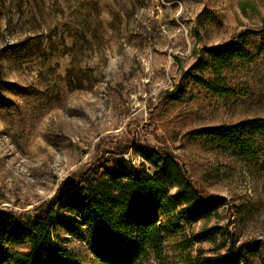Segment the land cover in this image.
Segmentation results:
<instances>
[{
    "label": "rangeland",
    "instance_id": "obj_1",
    "mask_svg": "<svg viewBox=\"0 0 264 264\" xmlns=\"http://www.w3.org/2000/svg\"><path fill=\"white\" fill-rule=\"evenodd\" d=\"M238 1L0 0V80L31 93L18 101L17 112L0 119V209L29 213L59 185L128 143L168 147L196 184L206 167L232 165L184 138L190 130L229 121L217 101L198 90L177 103L163 95L194 62V51L258 27V18L239 12ZM252 1L264 15V0ZM201 12L216 15L222 28L199 30ZM15 45L29 46L32 58L17 56ZM245 81L252 102H244L236 120L263 117L264 53ZM127 151L125 161L151 170L132 148ZM206 189L237 208L255 207L242 224L233 210H222L219 223L242 240L264 243V197L257 182L243 173ZM67 243L86 264H95L76 240L67 237ZM145 264L157 263L151 256Z\"/></svg>",
    "mask_w": 264,
    "mask_h": 264
},
{
    "label": "trees",
    "instance_id": "obj_2",
    "mask_svg": "<svg viewBox=\"0 0 264 264\" xmlns=\"http://www.w3.org/2000/svg\"><path fill=\"white\" fill-rule=\"evenodd\" d=\"M237 7L243 16L258 18V27L228 43L194 51V62L163 95L166 102L177 103L198 90L215 99L229 121L190 130L184 138L233 164L206 167L202 184H196L168 147L128 143L111 159L59 185L29 213L0 209V264H86L67 237L81 244L95 264H145L151 256L157 264H264L262 240H242L228 224L219 223L222 210H233L231 216L242 224L252 218L255 207L237 208L206 189L232 183L245 173L264 197V116L236 120L244 102H252L245 79L264 53V15L252 0H239ZM210 14L197 16L205 33L222 28ZM13 48L24 59L33 56L29 46ZM30 96L27 88L0 80V119L17 112L18 101ZM129 148L151 170L125 161ZM211 221L215 223L210 226Z\"/></svg>",
    "mask_w": 264,
    "mask_h": 264
}]
</instances>
